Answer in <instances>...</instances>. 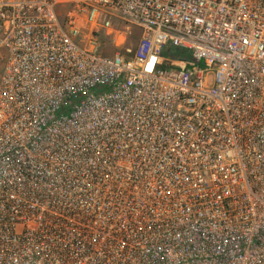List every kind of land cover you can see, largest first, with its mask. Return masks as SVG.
<instances>
[{"label": "built area", "instance_id": "built-area-1", "mask_svg": "<svg viewBox=\"0 0 264 264\" xmlns=\"http://www.w3.org/2000/svg\"><path fill=\"white\" fill-rule=\"evenodd\" d=\"M0 264H264V0H0Z\"/></svg>", "mask_w": 264, "mask_h": 264}, {"label": "rangeland", "instance_id": "rangeland-1", "mask_svg": "<svg viewBox=\"0 0 264 264\" xmlns=\"http://www.w3.org/2000/svg\"><path fill=\"white\" fill-rule=\"evenodd\" d=\"M118 29L122 33L131 34V36L129 37V40L127 41L126 45L134 47L136 42H137V39L139 38L138 30L135 27H132V26H129V25H124V24H119ZM111 53L112 52L103 53V51H100L99 55H103V54L110 55ZM165 57L171 58L170 54H168V53L165 55Z\"/></svg>", "mask_w": 264, "mask_h": 264}]
</instances>
